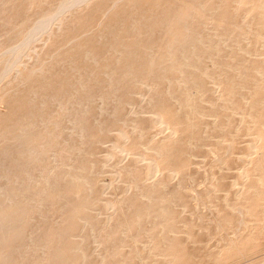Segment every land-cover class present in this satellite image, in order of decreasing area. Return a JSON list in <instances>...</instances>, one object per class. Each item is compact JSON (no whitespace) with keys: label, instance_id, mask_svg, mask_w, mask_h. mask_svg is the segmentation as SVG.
<instances>
[{"label":"bare ground","instance_id":"6f19581e","mask_svg":"<svg viewBox=\"0 0 264 264\" xmlns=\"http://www.w3.org/2000/svg\"><path fill=\"white\" fill-rule=\"evenodd\" d=\"M261 186L264 0H0V264H221Z\"/></svg>","mask_w":264,"mask_h":264},{"label":"rangeland","instance_id":"374dc122","mask_svg":"<svg viewBox=\"0 0 264 264\" xmlns=\"http://www.w3.org/2000/svg\"><path fill=\"white\" fill-rule=\"evenodd\" d=\"M257 94L261 95L262 91L259 90ZM98 149L102 151L103 147L102 148L97 147L96 150H98ZM245 150H246L245 145H242L239 151H245ZM197 159L196 160H194V158L188 159L187 157L181 159V164L184 166V170H185L184 180H183L185 192L182 191L180 193V196L185 200V202L188 203V210H189L190 214H187V219L193 218L191 221L195 224L193 231L195 232V237L197 238V240L200 241V244H199V246H197V249L203 248V250H205L208 247L205 246L204 242H206V240L209 237L207 236L206 231H204L205 229L200 226V225H202L201 222H199L196 219V216H198V213L203 212L202 210H204V209H203V207H201V208L199 207V209L196 208L195 205H193V203L189 202V199H188L189 198L188 196H190L192 194L194 189H197L198 187L200 188V186L202 187V185H203L202 182L204 181L203 179H204V174H205L204 172H205V170L208 169V168L206 169V167H208V165H209L207 160H202V158H201L202 162H200V159L199 158H197ZM229 160H230L231 165H234V163H232V161L234 162V159L230 158ZM200 164L201 165L203 164L202 167ZM203 167H204V169L202 170ZM235 175H236V173L233 171L226 172L225 175L223 174L222 180H224V181H221L222 185H225V187L227 189H229L230 188V181H231V179H233L235 177ZM259 189H260L259 190V198L263 199L262 197H264V187L261 186V188H259ZM106 195L103 197L104 198L110 197V196H108V195L106 196ZM115 195L120 196L121 193H118L116 191ZM197 211H198V213H197ZM195 212H196V214H195ZM228 218L231 221H235L237 216L235 213H228ZM196 221H198V222H196ZM200 229H201V231L199 232ZM233 232H235V231L234 230L228 231L227 237L233 236L232 235ZM213 244H214L213 241L209 243L210 246ZM205 251H207V250H205ZM243 257L233 254L232 256H230L228 259H226L221 264H264V242H263V240H261L260 242H258L256 244H253L250 248H248L246 250V254ZM133 264H137L136 261H133Z\"/></svg>","mask_w":264,"mask_h":264}]
</instances>
